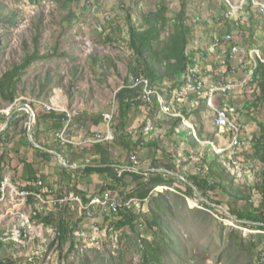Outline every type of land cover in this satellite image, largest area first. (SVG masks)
Here are the masks:
<instances>
[{
	"label": "rangeland",
	"instance_id": "rangeland-1",
	"mask_svg": "<svg viewBox=\"0 0 264 264\" xmlns=\"http://www.w3.org/2000/svg\"><path fill=\"white\" fill-rule=\"evenodd\" d=\"M257 1L264 3L263 0ZM91 2L92 5L86 7L85 2L65 5V0H0V80L14 66L24 64L28 57H38L20 72L16 101L12 104L4 102L6 108H0V111L10 110L8 114L1 113L4 119L3 114L10 116L12 109L15 112L22 108V113L38 101L48 110L67 113L68 121L70 117H75L74 112L77 111L88 110L93 115H102L114 106L115 101L120 107L116 94L124 87L122 85H128V77L133 76L129 72L133 56L128 48V16L135 27L143 28L144 17L157 14L160 5L166 8L167 21L161 41L155 47L161 49L162 42L175 33V26L181 21L179 15L184 12L188 21L185 25L193 29L188 36L187 47L188 55L194 56L196 62L191 73H197L203 79L213 73V68L207 65L210 61L214 63L216 58L211 60L207 48L214 44L211 39L213 32H222L221 27L227 28L225 23L228 20L232 25L229 33L235 32V20L240 25L251 27L241 38L247 64L240 67L248 66L253 51L260 52L264 58L263 13L251 0H248L251 6L247 11L252 19L247 17V12L241 11H233V19L229 18L232 9L225 0ZM228 2L237 7L242 0ZM216 15L225 18V23L217 22ZM248 18L257 25H249ZM213 25L218 27L215 29ZM93 56L105 61L104 76L95 74ZM206 59L208 63L204 61ZM111 64L116 68H111ZM233 64L236 65V61H229V68H234ZM243 70H236L235 73H243ZM212 75L213 80L221 76L232 79L230 73H224L220 68ZM183 81L184 78L182 84ZM158 82L156 86L167 98L173 96L174 90L180 91L171 88L174 82L170 80ZM261 83L262 79H258L256 94H238L229 101L231 111L245 123L240 139L247 137L230 152H226L228 144L222 146L220 139L225 141V135L217 133L213 125V111L205 102L196 101L195 109H187L186 102H177L176 105L168 99L169 111L180 113L193 127L192 130L183 121L178 123L176 133H171L170 117L156 108L159 115L168 118L162 119L163 126L159 129L150 131L156 134L159 142L162 141L159 159L154 163L161 168L162 172L158 174L163 179H176H171L172 187H158L153 192L154 199L134 204L131 210L138 217L135 229H117L119 217L116 214L108 215L99 209L80 212L76 208L67 213L66 220L72 229L63 242L57 206L45 205L41 199L30 202V191H19L11 197L7 192L15 193V187L23 189L15 184L6 186L0 198V264H264V231L251 228L263 225H249L248 221L239 220L234 215L231 217L227 212L229 208L247 211L252 206L258 207L262 202L260 194L255 195L251 203H241L231 199L221 188L212 189L206 197L199 191H195L190 198L181 192L186 190L187 184L193 185L187 176L202 172L210 180H220L216 176L211 177L208 171L210 163L206 160L210 157L229 174V182L223 183L224 186L232 184L234 189L250 192L261 182L264 171L261 160L264 148V90ZM54 98L57 100L51 102ZM65 98L71 110L66 108V103L63 106ZM201 104L205 107L197 110ZM143 108L129 112L126 132L130 130L135 135L145 132L136 127L143 126V122L137 121V115ZM150 111L147 108L146 115ZM134 114H137L136 117H133ZM22 119L25 124L28 122L26 115ZM136 151L142 161L140 169L150 168L153 151L149 148ZM121 155L125 162L131 152L124 149ZM164 162L175 167V171L164 167ZM149 174L146 178L159 176ZM127 180L131 182L130 189H134L137 183L131 177ZM118 192L121 195V189ZM118 192L114 194L120 196ZM125 198L123 195L120 200ZM48 200L55 199H43L45 202ZM46 212H54V219L49 221ZM156 213L166 220L170 228L171 246H166L160 239L162 232L158 231L159 236L156 237L151 230L150 224ZM145 240L154 243V248L149 247ZM152 251L156 252L155 259H149Z\"/></svg>",
	"mask_w": 264,
	"mask_h": 264
},
{
	"label": "trees",
	"instance_id": "trees-1",
	"mask_svg": "<svg viewBox=\"0 0 264 264\" xmlns=\"http://www.w3.org/2000/svg\"><path fill=\"white\" fill-rule=\"evenodd\" d=\"M85 2L86 7L87 5H92L91 0H65V5L68 4H75V3H81ZM179 18H181L180 22L176 24V30L175 33L170 36L168 39H166L164 42H162V48L158 49L155 47L156 44H158L161 41V35L162 32L166 26V8L163 7V5H160L159 11L157 14H151L147 15L143 19L144 27L143 28H137L132 24L131 17L128 16V22H129V42H128V48L133 56V61L130 64L129 72L131 74H134L139 78L140 80L142 78H146L151 80L153 85L159 84L158 81H165L170 80L173 83V86L171 88H178L182 84V80L184 77L188 76L191 72L190 70L195 66V57L189 56L187 53V47H188V36L193 33V29L183 24L184 12H181L179 15ZM229 21V20H228ZM109 38V37H107ZM37 55H33L27 58V60L24 62V64L20 66H14L12 70L8 71L3 78L0 80V108H6L4 102H7L9 104H12L16 101L18 97V79L19 74L22 70H25L27 66L31 63L32 60L37 59ZM93 60V68L95 74L104 76L105 70H104V63L105 61L102 58H98L97 56L92 57ZM111 68L115 69V66L109 65ZM77 71V70H76ZM78 72H76L77 74ZM188 74V75H187ZM258 79H262L261 83V89L264 90V64H260L259 70L257 72ZM132 85V84H130ZM158 86V85H157ZM170 87V86H169ZM140 90L138 88L136 89H126L124 87L121 89L117 94V99L120 102L119 107V123H114L111 128L114 130H118L119 133H121V140L123 143V147L126 150H130L132 157L133 154H135L137 151V148L139 146V142L130 143L128 142V138H131V136H126L125 130L128 125V114L130 111L144 107L142 101L137 100V97L139 96ZM114 106H117L116 103H114ZM37 105L33 104V108L36 111L37 114ZM150 109V117L154 118L158 112L156 110V106L153 105V107H148ZM48 110V109H47ZM51 116H58V125L56 126L58 131H62L66 126L67 122L68 129L72 126V123L74 119L77 116H91V120L93 124L98 125L100 121L103 120L102 115H93L89 114L88 112H78V115L74 117L73 119L70 117L68 121L69 115L67 113H57L55 111L48 110ZM121 113V114H120ZM38 116L36 118V124H37ZM174 120V128L173 133H176V127H178V123H181V119H172ZM32 128V136H34V127ZM117 124V125H116ZM68 131V130H67ZM27 134V131L25 129V135ZM199 136L201 137V133H199ZM264 137V134L262 135ZM261 136V137H262ZM128 137V138H127ZM35 138V136H34ZM135 148V149H134ZM96 149L101 150V156L99 157V161L96 162L97 165H101L100 167H94V168H88V172H97V173H106L110 184H106L102 192L104 191H112L113 193H117L121 189V195L118 192L120 196L118 198L120 199L121 196H126L125 200L121 199V201H129L131 199H137L141 202H145L146 200L154 199L153 192L160 187V186H169L172 187L173 183L171 179H163L160 175L156 173L158 178H146V175L142 172H133L129 170L121 171L118 169V167L114 166L116 164H119L118 161H114L110 158L109 151H106L100 146H96ZM261 160L264 162V148L262 150L261 154ZM209 164V172L211 177L216 176L220 180L214 181L207 178L205 175L201 173L195 174L194 176L188 177V180L191 184L186 185V190H181V192L188 198L193 197L195 195V189L194 187L203 195L207 196V194L214 188H221L225 191V193L233 200L239 201L241 203L252 202V198L255 197V195H261L262 196V202L258 207L252 206L251 210H243V211H234L232 209H227L229 212H231L232 215L236 216L239 220H244L252 223H260L263 226H252L251 228L256 229L258 231H264V171L262 174V180L260 183H258L254 189H251L250 192H243L237 189H234L232 187V184L230 186H224L223 183L229 182V174L226 172L227 170L223 167H221L219 164L216 165L215 161L213 159L207 158ZM173 164L175 162L173 161ZM120 165V164H119ZM165 165L164 167L168 168L171 171H175V167L168 165L167 163H163ZM172 165V164H171ZM160 168V167H158ZM179 173H181L178 169L176 170ZM184 174V173H183ZM186 175V174H184ZM209 175V176H210ZM132 178L133 182H136L137 185L134 189H130L131 182H129L127 179ZM3 179L2 174H0V186L1 181ZM28 190H35L34 187H28ZM158 196L163 197L162 194L157 193ZM60 196V195H59ZM2 197V192L0 190V198ZM83 200L85 202H88L89 200H86L83 197ZM30 202H35L33 199L29 200ZM72 210V209H70ZM69 210L66 211H56L58 213V216L60 218L59 223V231H60V237L62 241H66L68 238L67 236L71 232V224L66 220L68 218ZM55 213V214H56ZM66 213V214H65ZM54 212L48 214V220L51 221L54 219L53 217ZM65 215L66 218H65ZM119 217V221L117 222V229L123 230L129 227V229H135V223L137 222L138 217L135 215V212L132 210H127L124 212H120L119 214H116ZM248 226V225H246ZM151 230L154 232L155 236H159V232H162L163 235L159 236L161 240H163V243L166 246H171L173 243L171 242L170 238V228L168 227V224L166 220H164L158 213H156L153 216V221L150 224ZM261 237V236H259ZM262 238V237H261ZM244 241V240H242ZM147 244H149V247H153L154 243H149L145 240ZM2 243H0V246ZM252 246H254L253 243H251ZM156 252L153 251L149 254V259H155Z\"/></svg>",
	"mask_w": 264,
	"mask_h": 264
},
{
	"label": "crops",
	"instance_id": "crops-1",
	"mask_svg": "<svg viewBox=\"0 0 264 264\" xmlns=\"http://www.w3.org/2000/svg\"><path fill=\"white\" fill-rule=\"evenodd\" d=\"M215 19H217V22L221 21L225 23V18L223 17L218 18L216 15ZM251 19L249 20V25H252V27L253 25H257V23L251 21ZM225 24L227 28L221 23L222 32L219 33L221 36L229 33V30L232 28L229 21ZM213 27L216 29L218 26L213 25ZM249 28L251 29V27ZM234 31H238V26L235 24ZM216 34L217 31L215 30L211 35V39L213 38L214 42V35ZM207 50H209V48H207ZM213 66L214 65L209 66V68L212 69ZM56 100L57 98H54L51 102H55ZM218 102L228 105L231 109L229 102H223L221 98ZM62 103L63 106L64 103H66V108L71 110L67 98L63 99ZM115 103L119 106L116 101ZM36 105H38V120L34 127L35 138L32 136L36 145L29 140L28 132L25 135V129L26 131L28 130L29 123L27 122L25 124L22 119L24 116H19L15 119H7V116L3 114L6 117V119H4L3 116H1L2 114H0V174H2L3 177H10L12 182L16 186H19V188L27 189L31 186L35 188L36 183L41 181L46 190L53 191L55 195H60L59 197L72 194L81 198L84 197L86 200H91L101 195L103 187L106 184H110L107 174L87 171L88 168L101 166L96 164L101 156L100 149H96L95 151L96 146H100L106 151H109L110 158L114 161H118L120 164L114 166H129L130 157L125 162L122 160L123 155H121V152L125 149L120 138L122 134L119 133L118 130L112 128H110L109 131L108 125L104 120L100 121L98 125H95L90 115L87 117L86 115L77 116L78 111L74 112V116L77 117L74 119L69 129L68 125L66 126L65 129L68 131L64 137L66 142H64L60 138V135L65 129L62 131L56 129L59 119L58 116H51L45 107L39 104ZM176 105H178V103ZM11 107H14V105ZM31 107L29 106V108ZM204 107L205 105L201 104L197 110H203ZM144 108L147 109L148 107L144 106ZM144 108L142 112H139L138 115L136 114L138 117L137 121L140 123L143 122V126L136 127L145 130V132L135 135L133 131L129 132L130 130H127L124 134L126 136H131V138L127 137L128 142H139L138 150L149 148L153 151L150 157L153 160L151 167L148 169H139V172L144 173L148 177L150 175L149 173L155 175L156 173L162 172L161 168H158L157 164L154 163V161L159 159V145L162 141L159 142V138L155 136L156 134L150 131H154L163 126V122H161L162 119L164 120L168 117H163L158 113L154 118H151L149 114L146 115V109ZM21 111H23L22 108H18L15 112L12 109L10 116L21 114ZM81 112H88L91 114L88 110ZM5 113L8 114L9 112ZM104 114L105 113H103L102 116ZM136 115L134 114L133 117H136ZM168 119L171 120L170 130L172 133L174 128V120L172 119L175 118L170 117ZM116 123L118 124L119 121ZM126 129L128 128L126 127ZM108 134L110 138L109 141H98L99 136L104 139ZM220 141L224 147V138H221ZM60 159H62L66 165L61 163ZM140 162L142 163L141 160ZM22 191L29 192V190H21V192ZM49 201L56 200H48V202Z\"/></svg>",
	"mask_w": 264,
	"mask_h": 264
},
{
	"label": "built area",
	"instance_id": "built-area-1",
	"mask_svg": "<svg viewBox=\"0 0 264 264\" xmlns=\"http://www.w3.org/2000/svg\"><path fill=\"white\" fill-rule=\"evenodd\" d=\"M261 12L263 13V6H259ZM176 22V20H173ZM187 20H183V24H187ZM237 24V23H234ZM247 27L245 25H238V32L227 33L224 36L216 34L217 46L214 48L213 53L208 55L211 57V60L215 57L216 60L212 64L208 59L204 60L208 63L207 66H213V73L217 71V68H220L224 73H230V80H222V76L217 80L211 79L212 74L207 75L204 79V85H194V78H187V84H181L178 88L182 89V99H175V90L173 91V96L168 99H173L175 101H184L187 102L188 109H195L196 101H203L206 105H215L216 113H211L213 117V125L217 133H222L225 135V144H228V151L230 152L240 143L247 140L238 139V132L245 123L231 111L230 107L226 104H220L218 101L221 98L223 102H229L235 98L236 93H244L245 95L256 94L258 91L257 85L245 84L246 71L243 73H235V68H229V61H236V66H242V64H247L244 59V47H241V38L245 35ZM207 55V56H208ZM205 68V67H204ZM150 83H139V78L133 74V76L128 77V85L126 89H130V84H138V90H140L137 100L143 102L147 107H151L153 103V98H150ZM46 110V109H45ZM182 113L183 110H179ZM164 114V113H162ZM28 117V123H30V133L33 125L36 124L37 114L35 109H25L21 114H16L15 116H7V119H15L16 117ZM119 116V106H111L106 115L103 116V120L108 125L109 131L111 126L115 123L117 117ZM60 135V138L66 142L65 137ZM107 141L106 137L103 139L101 136L98 137V141ZM140 158L135 153L130 159L129 166H119L118 169L121 171L129 170L133 172H139L140 169ZM6 185H14L10 177H3L1 181L0 190H6ZM28 190V189H23ZM19 191L15 187V193H8L7 195L14 197ZM31 194V199H55L57 211H66L70 209L78 208L80 212L91 211L93 209H99L101 212L108 215L119 214L127 210H131L137 203H141L140 200L131 199L126 202H122L116 194L112 191H104L101 195L85 202L83 198L76 195H64L59 197L54 194L51 190H46L43 182H37L35 185V190H29ZM135 204V205H134ZM228 211V210H227ZM46 214H49L46 212ZM66 214V213H65ZM249 225H262L260 223L248 222Z\"/></svg>",
	"mask_w": 264,
	"mask_h": 264
},
{
	"label": "bare ground",
	"instance_id": "bare-ground-1",
	"mask_svg": "<svg viewBox=\"0 0 264 264\" xmlns=\"http://www.w3.org/2000/svg\"><path fill=\"white\" fill-rule=\"evenodd\" d=\"M225 1L227 2V4L232 9V11L229 13V16H230L229 18H232L233 19L234 15H235V14H233V11L234 12H239V11H241V12H247V17H250V13H249V11H247V8L250 7L251 5L248 3V0H242L241 4L238 5L237 7L231 5L228 2L229 0H225ZM251 1L253 2V5L254 6H257V7L263 6V15H262L263 23L262 24L264 25V3L258 2L257 0H251ZM259 9L261 11V8L260 7H259ZM238 22H237V20H235L234 23H237L235 25H237V26L240 25L239 24L240 22L239 23ZM214 40H215V42H214L213 46H211L209 48V51H210L209 53H213L214 52V48L217 46V38H216V35H214ZM261 55L262 54L260 52L253 51L252 54L250 55V59H251L250 61L251 62L248 63V66H245V67H240V66H236L235 64H233L234 65L233 67L235 68V71L236 70H240V69L241 70L244 69L243 71H246V74H248V75L245 76V84L258 85L257 72H258L259 67H260L259 63L260 64L261 63L264 64V58H262ZM258 60H259V62H258ZM187 78H194V85H204V79L201 78V76L197 75V73H190L188 76L184 77L183 84H187ZM222 80H230V79L225 78L223 76L222 77ZM146 82H149V79H147V77L146 78H142L141 80L139 79V83H146ZM124 87H126V86H124ZM123 88H121V89H123ZM136 88H138V84H132V85H130V89H136ZM164 94H163V92H161V90L156 85H153L152 83H150V98H153L152 107H153V105H155L156 108H158L160 110H163L164 115H166L168 117L175 118V119L176 118L177 119H180L181 118L182 122L184 121L185 124L188 125V127L193 130V127H190L191 125L188 122L185 121V119L183 118V116L180 113L170 112L169 111V109L167 107V105L169 104V100L167 98L168 96L167 95H164ZM238 94H244V93H236L235 96L238 95ZM175 99H182V89H180V91H178V92H175ZM170 102L172 104H174V103L181 102V101H175V100L172 99V101H170ZM38 104H40V105L43 106V104L40 101H38ZM208 107L213 111V113H216V106L215 105H208ZM26 109H31V108H29V106H28V108H26ZM5 112H9V110H7V111H2L1 110L0 111V114L1 113H5ZM104 115H106V113ZM27 132H28V134L30 133V123L28 125V131ZM66 132H67L66 129L63 130V132L61 133V135H63ZM109 134H108V136H106V140L107 141H109V139H110L109 138ZM242 134H243V130H242V127H241L240 131L238 132V139L241 138ZM6 186L12 187L10 185H6ZM1 191H4V190H1ZM41 202L43 204H45V205L52 204V205H54L56 207V201L45 202V201H43V199H41Z\"/></svg>",
	"mask_w": 264,
	"mask_h": 264
},
{
	"label": "water",
	"instance_id": "water-1",
	"mask_svg": "<svg viewBox=\"0 0 264 264\" xmlns=\"http://www.w3.org/2000/svg\"><path fill=\"white\" fill-rule=\"evenodd\" d=\"M28 137H29V140L34 144V145H36L35 144V142L33 141V137H32V135H28ZM60 161H61V163H63L64 165H66L63 161H62V159H60ZM194 189H195V191H196V193H198V190L194 187ZM228 212V214L232 217L233 215L229 212V211H227Z\"/></svg>",
	"mask_w": 264,
	"mask_h": 264
}]
</instances>
